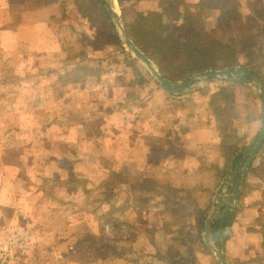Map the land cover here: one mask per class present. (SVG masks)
<instances>
[{"label": "crops", "instance_id": "crops-1", "mask_svg": "<svg viewBox=\"0 0 264 264\" xmlns=\"http://www.w3.org/2000/svg\"><path fill=\"white\" fill-rule=\"evenodd\" d=\"M244 1L233 4L240 3L246 21ZM249 2L258 16L253 27L261 31L257 39L261 43L264 0ZM97 8L94 11L99 16L93 14L89 22L75 0H0V249L13 228L26 232L29 245L27 250L13 249L15 264H165L155 251L161 248V239L167 246L175 241L169 236L164 240L163 224L156 220L169 212L163 209L165 199L158 200L160 192L166 191L170 199L173 193L179 195L182 209L175 210L174 217L188 214L197 219L188 226L192 227L187 229L189 234L203 232V225L198 226L202 214L195 216L192 211L200 212L195 209L198 205L203 208V196L213 203L220 197L224 211L233 189L218 187L223 171L254 140L229 162L222 148L230 139L226 116L214 113L209 92L200 93L205 85L189 94L172 95L154 82L150 88L140 86L139 77L127 65L114 66L109 58L95 56L96 49H87L86 44L94 47L96 43L93 30L101 19L99 0ZM260 50L264 52V46ZM257 74L264 78L263 73ZM237 102L242 103L240 96ZM251 112L243 115L247 117L241 123L250 121L253 131L262 121L261 103ZM240 126L234 131L237 139L242 138ZM260 152L240 191L238 202L244 199L245 206L238 212V205L232 226L226 223L231 212L225 220L226 231L231 229L225 239L228 264H264V238L256 225L264 220ZM241 171L242 167L236 180ZM113 172L123 173L125 180L117 182ZM118 183L125 186V197L111 194V187ZM107 186L110 193L104 200L108 208L110 203H129L140 196L152 204L125 210L128 218L140 217L150 225L130 224L129 235L140 236L130 237L122 254L114 245L95 246L99 235L109 234L111 228L107 224L100 231L98 218L110 214L100 213V204L94 199L88 204V199ZM84 216L96 220L89 223L83 218L74 223ZM210 228L215 242L220 229L217 216ZM145 234L159 237L149 235V241L141 237ZM193 246L189 242L182 248L191 254ZM204 246L213 260L211 254H215ZM135 252L141 257H134Z\"/></svg>", "mask_w": 264, "mask_h": 264}, {"label": "trees", "instance_id": "trees-1", "mask_svg": "<svg viewBox=\"0 0 264 264\" xmlns=\"http://www.w3.org/2000/svg\"><path fill=\"white\" fill-rule=\"evenodd\" d=\"M75 1L81 16L87 18L89 22H91L93 14L99 16L95 12L98 9L97 0ZM134 1L118 0L127 33L136 45L158 65L162 74L167 78L179 80L188 73L202 72L207 69H227L238 65L261 73L260 68L253 66L251 59L260 50L261 44L257 39L261 35V31L246 23L244 12L238 6H231L226 0L220 1L221 3H218V0L210 2L206 0L197 2L167 0L162 7L158 6L150 11H134ZM196 11L204 15L201 21L195 20L194 12ZM100 15L107 18L101 11ZM182 21L186 23V28L190 33L186 40H181L174 34ZM260 54L263 55V52ZM246 59H248L247 63ZM129 64L137 72L140 86L150 88L153 81L141 73L138 63L130 58ZM236 86L238 87V85L221 84L220 81L214 80L200 92L203 94L209 91L212 106L217 111L222 106L225 107L228 130L235 128L236 125H241L242 120L246 117L243 115L250 112V107L243 101L242 103L237 102L239 95L235 93ZM248 123L251 122H246L245 125L248 126ZM240 146V144L229 141L222 147L223 151L227 153L229 162ZM113 175L116 178L120 177V173L113 172ZM246 188L248 193L250 188L247 184ZM247 193L244 192L243 195H247ZM243 206H245L244 199L240 202L238 212L243 209ZM232 220L233 218L229 217L227 225L232 226ZM200 225L199 221L198 226ZM256 225L259 226L260 233L264 238V220L257 221ZM173 238L174 241L179 238L177 240L181 242L182 246L189 244V242H184V238L182 239L179 235Z\"/></svg>", "mask_w": 264, "mask_h": 264}, {"label": "rangeland", "instance_id": "rangeland-1", "mask_svg": "<svg viewBox=\"0 0 264 264\" xmlns=\"http://www.w3.org/2000/svg\"><path fill=\"white\" fill-rule=\"evenodd\" d=\"M166 1L167 0H135L133 2L134 11H136V10H138V11H150L151 9H154L155 7H158V6L162 7L163 4H166L165 3ZM220 1L223 2L222 0H218L217 2L221 3ZM235 2H236V0H230L229 5L239 6L240 3L239 4H233ZM247 3H250V2L244 1V5H246V8H247L246 9V11H247L246 21H247V24L251 27V26H253V21L255 20L257 15L256 14L254 15V10L251 9L252 5L249 8ZM119 11H120V14L122 17L121 7L119 8ZM176 17H178V16H176ZM203 17H204V15L202 13H200L198 11L194 12V18L196 21H201L203 19ZM106 19L104 17H101V19L99 21H97V23H96V25H97L96 28H94V30L91 29V30H93V33L96 35L95 36L96 37V43H95L94 47L86 44V48L87 49L88 48L89 49L95 48L97 51L95 56L105 57L106 59L109 58L110 60L109 59L108 60L113 62L112 65L114 64V66L127 65V67L130 68L132 75H137V72L130 67L129 59L132 58V56L125 49L123 42L120 38V35H119V33L115 27L114 22L112 20L108 19L111 23L110 24L111 27H110V26H108L109 22ZM122 20H123V17H122ZM123 23H124V21H123ZM174 34H176V36L179 37L181 40L188 39L190 33H189V30L186 28V23L183 21L180 22L179 26H178V30L176 33L174 32ZM86 43L89 44V42H86ZM260 44H261L260 47H263L264 41L261 42ZM260 53H262L261 50H259L257 54H254V57L251 59H252V62L254 64L253 66H255V68L256 67L260 68L261 73L264 74V52H263V55H261ZM132 59H134V58H132ZM247 62H248V59H246V63ZM96 63H97V61H96ZM139 66L143 67L140 63H139ZM238 66H241V65H238ZM235 67H237V66H235ZM143 69H144V67H143ZM207 70H223V69H207ZM207 70H205V71H207ZM193 73H199V72H193ZM188 74H190V73H188ZM217 81H220L221 84L229 83V84H233V85H238V87L236 86V88H235V93H237V95L240 96L241 100L246 105H248V107H250L251 109L257 110L258 102L261 103V101L259 99L258 94L254 90H252L248 87H245L241 84L234 83V82H229V81H225V80H217ZM196 84L198 85L199 82H197ZM205 87H207V86L205 85ZM119 91L120 90L116 91L118 97L121 96V94H120L121 92H119ZM124 92H126V89L123 91V93ZM254 103L255 104L257 103V105H253ZM251 109L249 110L250 112H251ZM213 111H214V113H222V115L226 114L224 106L221 107V111L220 110L217 111L216 108L213 109ZM250 112L247 115H249ZM248 118H251V116H248ZM244 124H246V122L241 123V126H240L241 127L240 133L242 135V138H239V139H237V137L235 138V133H234L235 128L228 130V137L230 138L229 141L232 142L235 139V141H234L235 144L239 143L241 145L240 147L237 148L236 153H238L239 150H241L244 147V145L249 144L255 138V136L257 135V133L260 129V125H261V123H259V126H256V128H254L252 131V128L250 125L245 126ZM234 149H233V151H234ZM231 155H232V153L230 154V156ZM259 158L260 159H258V162L259 161L264 162V148L260 152ZM228 171H223L222 184L221 183L218 184V187L221 189V191H225L224 187L228 181V179H227ZM138 175H140V173ZM138 175H137V177H138ZM119 176H120L119 178L117 176V182H120L119 180L124 181L126 178V176H123V173H120ZM259 176L261 178H263L262 175H259ZM151 183H152V181H151ZM152 184H151V186H152ZM125 189L126 188H125V186H123V184L118 183L116 186L111 187L110 190H111L112 195L115 194V195H117V197L122 195V197H125ZM103 190L100 191L98 194L92 193V195H90L91 199H88V204H91L93 199H94V203L100 204V213L110 214L109 216L104 215V216H101V218H98L99 219V221H98L99 226L102 229L100 231H103L105 229L104 226L107 224H109L111 226V228L109 229V232H108L109 234H103V232H102L101 235H99L100 240H99V242L96 241L97 245L95 244V246L97 247L99 245H109V246L114 245L115 247H117V249L118 248L120 249V251H118V253L122 254V253H125L127 251V249L124 246L125 245L124 243L128 242V239L130 237L135 238L136 236H140L139 233L129 235L130 234L129 232L131 229V228L129 229V227L133 226V225L130 226V224L133 222L134 224H137L141 227H143L145 223L147 226L150 225V224H148L147 220L144 221L140 217L128 218V216L125 215V210L133 209V207H136L135 205H138V208H140V209H142V208L146 209V208H148V206L150 207L152 204L151 203L149 204L148 202H144L143 199H145V198H142V196H140V197L135 198V200H133L132 202H129V203H127L124 200L117 201L115 204L110 203L109 208H108L107 206H105L106 204H108V202L106 203V201L104 200V197L106 199V195H109L110 190L107 187ZM133 192L136 194L139 192V190H133ZM160 193H161V195L158 196V200L165 199L167 204L163 206V209L169 210V212L166 213L165 217L161 216L158 219H156L158 221V225L163 224V226H162L163 228L162 227L161 228L165 231L164 240L167 241L165 239V237H167V236H169L170 239L174 240L173 237L179 235L182 239L184 238L183 239L184 242L194 243V246H193L194 249L190 248L192 250V253L188 254V252H184V250L181 246V242L179 240H177L179 238H177L175 240L176 241L175 243H169V246H167L166 243L163 244L162 239L158 238V239H161L159 242V245L161 248L158 251L157 250L155 251L158 259L162 260L165 264H213V263L217 264L214 255L211 254V257H213V260H212L210 258V254H208L209 249H207L204 246V242H203V238H202L203 232H197V233H200L198 235L197 233L189 234L187 231V229L192 228V227H188V226H190V223L191 222L195 223L197 221V219L189 216L188 214L185 217L184 216H181L179 218L174 217L173 213L175 212V210L182 209V207H180L181 204L179 203V199H178L179 195L176 193H173V196L170 199V198H167L166 191H161ZM110 197H112V196H110ZM203 197H204L203 201L200 202V205L203 206V208H200L199 205L197 208H195V209L199 210L201 213L197 212V211H192L195 216L196 215L199 216L200 214H202L201 225H203V223H204L205 216L212 209L211 205L213 203V202L209 201L205 196H203ZM172 198H173V200H172ZM75 203H77V202L76 201L74 202L72 209H75L74 208V206H76ZM88 204H87V206H85V209H87ZM189 204H190V207H192V205H194L193 202H190ZM153 205H155V203ZM238 205H240L239 202L237 203L236 208L229 214L227 219L229 217H231V218H233V222H234V219L237 215L236 212L238 209ZM77 210L78 209L73 210V211H77ZM181 211L182 210H180V212ZM116 214L122 215V216H115ZM84 215H86V214H84ZM83 218H86L89 223L96 220V219L94 220L91 216H90V218L87 216H84V217L75 218L74 223H78L80 220H84ZM91 226L93 227V224L92 225L90 224V227ZM88 227H89V225H88ZM152 227H153V230H156V228H155L156 226H152ZM213 228H214V226H213ZM230 230L231 229L229 228L228 232ZM131 231H132V229H131ZM125 232H127V233H125ZM228 232H227V235H228ZM147 233H149V232L147 231ZM149 235L153 239H155L154 237L156 235L158 236V234H145L141 237L142 238L146 237L150 241ZM160 237H162L161 233H160ZM147 253H150V252L147 251L146 254ZM153 253H154V251H153ZM134 254H135L134 257H141L139 255V253H137V252H135ZM180 254H181V256L179 257ZM182 257H183V260H181ZM157 263L162 264L158 261H157Z\"/></svg>", "mask_w": 264, "mask_h": 264}, {"label": "water", "instance_id": "water-1", "mask_svg": "<svg viewBox=\"0 0 264 264\" xmlns=\"http://www.w3.org/2000/svg\"><path fill=\"white\" fill-rule=\"evenodd\" d=\"M99 5L102 12L114 22L127 52L144 67L154 83L168 93L172 95H185L193 92L196 86L203 87V85H206L209 81L225 80L241 84L254 90L260 98L262 108L260 129L254 140L236 155L228 171V181L224 189L229 191L231 188L233 192L230 194L228 201L223 204L224 211L221 210V199L217 197L213 203L212 209L206 215L203 224L202 238L204 243L215 254L218 264H228L225 252L227 232L225 220L228 213L236 208L245 177L249 173L256 156L264 145V78L251 71L249 68L237 66L223 70H207L199 73H190L180 80H171L162 74L158 65L130 38L123 23L117 0H99ZM115 8L118 9V12ZM197 82H199L200 86L196 84ZM237 159H240L238 164H236ZM240 167H242L240 178L236 180ZM215 216H217L220 221V229L218 238L214 242L210 224Z\"/></svg>", "mask_w": 264, "mask_h": 264}, {"label": "built area", "instance_id": "built-area-1", "mask_svg": "<svg viewBox=\"0 0 264 264\" xmlns=\"http://www.w3.org/2000/svg\"><path fill=\"white\" fill-rule=\"evenodd\" d=\"M28 246V236L26 232L19 228H13L11 236L0 249V264H15L17 258L13 253V249L15 247H20L21 249L27 250Z\"/></svg>", "mask_w": 264, "mask_h": 264}, {"label": "bare ground", "instance_id": "bare-ground-1", "mask_svg": "<svg viewBox=\"0 0 264 264\" xmlns=\"http://www.w3.org/2000/svg\"><path fill=\"white\" fill-rule=\"evenodd\" d=\"M116 9V11L118 12V9L117 8H115Z\"/></svg>", "mask_w": 264, "mask_h": 264}]
</instances>
